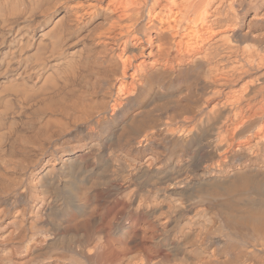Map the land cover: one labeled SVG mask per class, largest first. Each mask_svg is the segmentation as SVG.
I'll return each instance as SVG.
<instances>
[{"label": "bare ground", "instance_id": "obj_1", "mask_svg": "<svg viewBox=\"0 0 264 264\" xmlns=\"http://www.w3.org/2000/svg\"><path fill=\"white\" fill-rule=\"evenodd\" d=\"M0 264H264V0H0Z\"/></svg>", "mask_w": 264, "mask_h": 264}]
</instances>
